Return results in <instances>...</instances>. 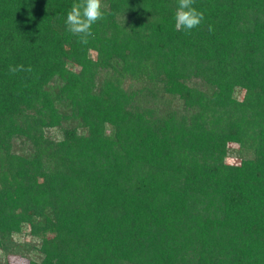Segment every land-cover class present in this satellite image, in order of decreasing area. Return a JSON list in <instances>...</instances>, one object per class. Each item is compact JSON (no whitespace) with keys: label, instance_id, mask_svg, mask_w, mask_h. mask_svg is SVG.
I'll use <instances>...</instances> for the list:
<instances>
[{"label":"trees","instance_id":"16d2710c","mask_svg":"<svg viewBox=\"0 0 264 264\" xmlns=\"http://www.w3.org/2000/svg\"><path fill=\"white\" fill-rule=\"evenodd\" d=\"M74 2L0 0V254L264 264V0H102L86 45Z\"/></svg>","mask_w":264,"mask_h":264},{"label":"clouds","instance_id":"9594fccd","mask_svg":"<svg viewBox=\"0 0 264 264\" xmlns=\"http://www.w3.org/2000/svg\"><path fill=\"white\" fill-rule=\"evenodd\" d=\"M195 0H177V8L174 13L175 29L177 31H190L198 27L204 20V13L199 11L193 5ZM104 19L102 10V0H76L66 14V30L78 38V42L88 44L89 38H94L92 26ZM211 30V26H209ZM8 71L15 75L18 72H31L32 67L29 65H9Z\"/></svg>","mask_w":264,"mask_h":264},{"label":"rangeland","instance_id":"374dc122","mask_svg":"<svg viewBox=\"0 0 264 264\" xmlns=\"http://www.w3.org/2000/svg\"><path fill=\"white\" fill-rule=\"evenodd\" d=\"M127 82H125V85L127 86ZM229 152L227 156V163L229 164H238L241 160V158H246L248 155L246 153H241L237 144L230 143L228 145ZM15 240L22 242L24 244H29L35 246V241L31 238V236L28 235L27 229L25 228L20 234V236L15 237ZM7 260L9 264H28L27 260L23 257L17 256V255H5L2 256L0 254V261Z\"/></svg>","mask_w":264,"mask_h":264}]
</instances>
